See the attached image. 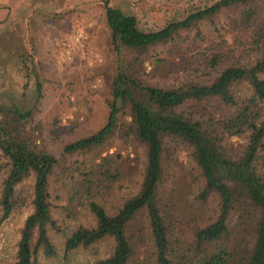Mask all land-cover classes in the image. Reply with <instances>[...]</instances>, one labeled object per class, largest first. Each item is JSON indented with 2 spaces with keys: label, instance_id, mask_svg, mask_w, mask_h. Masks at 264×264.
Instances as JSON below:
<instances>
[{
  "label": "trees",
  "instance_id": "16d2710c",
  "mask_svg": "<svg viewBox=\"0 0 264 264\" xmlns=\"http://www.w3.org/2000/svg\"><path fill=\"white\" fill-rule=\"evenodd\" d=\"M104 3L120 59L107 81L101 128L63 144L58 157L40 141L34 107L0 105V223L27 202L32 210L10 264L57 255L50 190L65 184L66 173L74 192L68 218L85 209L90 223L62 232L65 253L110 239L111 253L99 264H264V0H214L153 30ZM166 45L171 54L157 57L146 75L176 76V83H150L140 64ZM41 92L37 83L35 102ZM113 137L136 142L144 154L136 191L107 209L109 186L138 164L100 155ZM179 147L186 161L171 176L168 155ZM88 153H96V165L65 164ZM30 177L31 193L22 197L18 188Z\"/></svg>",
  "mask_w": 264,
  "mask_h": 264
},
{
  "label": "rangeland",
  "instance_id": "374dc122",
  "mask_svg": "<svg viewBox=\"0 0 264 264\" xmlns=\"http://www.w3.org/2000/svg\"><path fill=\"white\" fill-rule=\"evenodd\" d=\"M106 0H26L22 6L10 13L0 7V105L12 104L22 109L34 107V122L41 127L40 141L55 156H60L63 144L86 137L107 120L109 97L108 78L116 72L120 57L110 45L109 31L105 24ZM108 6L119 8L135 15L139 28L153 30L166 23L183 19L189 13L209 6L214 0H107ZM9 12L8 13H6ZM8 16V17H7ZM220 24H226L225 19ZM172 45L156 48L143 57L140 64L145 80L157 57L171 54ZM124 61L131 55L124 53ZM176 76L152 79L153 84H173ZM37 83L42 87V96L35 102ZM234 145L239 142L230 140ZM168 155V172L173 176L176 166L185 164L184 148ZM99 152L102 157L113 159L120 156L129 165L127 178L112 183V190L105 195V207L119 206L122 198L136 191L141 171L144 148L131 142L113 137ZM95 154L75 155L68 162L84 161L86 168L93 164ZM131 159L132 161H129ZM92 164V165H91ZM85 168V169H86ZM105 169L102 168L101 171ZM62 168L57 170V175ZM114 172V171H113ZM65 184L51 186V210L59 233L51 231L57 255L39 258V264H99L110 253L113 243L106 239L96 247L64 252L63 235L77 224L90 223L88 211L78 208L77 219L68 218L71 210L69 198L73 188L69 177ZM170 180L166 185L170 184ZM105 183V182H104ZM33 184L28 178L19 188L22 197H28ZM27 204L21 206L10 217L0 223V264L14 262L20 229L31 213Z\"/></svg>",
  "mask_w": 264,
  "mask_h": 264
},
{
  "label": "crops",
  "instance_id": "0c3cea01",
  "mask_svg": "<svg viewBox=\"0 0 264 264\" xmlns=\"http://www.w3.org/2000/svg\"><path fill=\"white\" fill-rule=\"evenodd\" d=\"M26 0H0V7L7 9L10 13H15V8L22 6ZM28 1V0H27ZM9 14V12H7ZM8 17V16H7Z\"/></svg>",
  "mask_w": 264,
  "mask_h": 264
}]
</instances>
